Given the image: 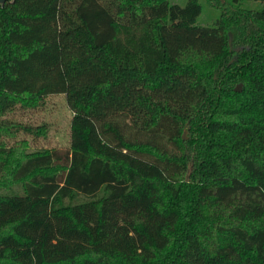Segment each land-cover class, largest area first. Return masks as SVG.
Returning a JSON list of instances; mask_svg holds the SVG:
<instances>
[{"label":"trees","instance_id":"1","mask_svg":"<svg viewBox=\"0 0 264 264\" xmlns=\"http://www.w3.org/2000/svg\"><path fill=\"white\" fill-rule=\"evenodd\" d=\"M201 12L0 4V264H264V7ZM56 94L68 147L9 144Z\"/></svg>","mask_w":264,"mask_h":264},{"label":"rangeland","instance_id":"2","mask_svg":"<svg viewBox=\"0 0 264 264\" xmlns=\"http://www.w3.org/2000/svg\"><path fill=\"white\" fill-rule=\"evenodd\" d=\"M172 3L185 5L188 0H170ZM202 5V12L197 17L196 25L214 26L221 17L223 7L227 9H252L261 10L264 7L262 0H199ZM217 2V4H215ZM232 37V36H231ZM232 44V39H231ZM239 48V49H238ZM240 50L241 47H238ZM235 60L232 58L231 62ZM72 112L63 94L50 95L46 98L43 105L37 108H26L21 105L8 115V118L31 125L34 128L45 124L47 127L46 136H36L33 133L22 131L18 137L9 140V144H18L21 140L28 141V149L35 150L43 147H58L66 149L70 140V122Z\"/></svg>","mask_w":264,"mask_h":264},{"label":"water","instance_id":"3","mask_svg":"<svg viewBox=\"0 0 264 264\" xmlns=\"http://www.w3.org/2000/svg\"><path fill=\"white\" fill-rule=\"evenodd\" d=\"M6 2V0H0V4H4ZM231 39L232 37L230 36L229 38V42L231 43ZM239 49V48H238ZM236 90L237 91H241L242 90V84H239L237 87H236ZM186 134V132L184 133V135Z\"/></svg>","mask_w":264,"mask_h":264}]
</instances>
